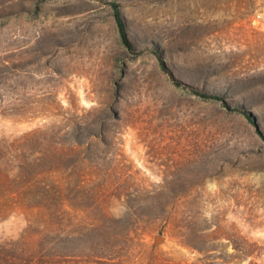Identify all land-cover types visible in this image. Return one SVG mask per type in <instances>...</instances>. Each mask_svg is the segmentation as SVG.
<instances>
[{"label":"rangeland","instance_id":"rangeland-1","mask_svg":"<svg viewBox=\"0 0 264 264\" xmlns=\"http://www.w3.org/2000/svg\"><path fill=\"white\" fill-rule=\"evenodd\" d=\"M0 264H264V0H0Z\"/></svg>","mask_w":264,"mask_h":264},{"label":"trees","instance_id":"trees-1","mask_svg":"<svg viewBox=\"0 0 264 264\" xmlns=\"http://www.w3.org/2000/svg\"><path fill=\"white\" fill-rule=\"evenodd\" d=\"M113 9H114V19L115 22L117 24L118 30L120 32V36H121V41L127 46L129 47L131 50V46L126 38L125 32H124V25L120 16V11H119V6L117 4L113 5ZM205 98H212V99H217V100H221L220 97L217 96H203Z\"/></svg>","mask_w":264,"mask_h":264}]
</instances>
